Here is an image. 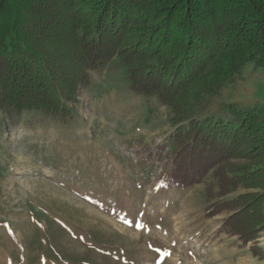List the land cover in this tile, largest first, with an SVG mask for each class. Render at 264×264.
I'll list each match as a JSON object with an SVG mask.
<instances>
[{
    "label": "trees",
    "instance_id": "trees-1",
    "mask_svg": "<svg viewBox=\"0 0 264 264\" xmlns=\"http://www.w3.org/2000/svg\"><path fill=\"white\" fill-rule=\"evenodd\" d=\"M51 37V38H49ZM116 59L129 91L170 109L165 189L203 183L204 217L241 246L264 231V106L206 111L246 62L264 67V0H0V112L62 123ZM242 193L227 198L237 190Z\"/></svg>",
    "mask_w": 264,
    "mask_h": 264
},
{
    "label": "rangeland",
    "instance_id": "rangeland-1",
    "mask_svg": "<svg viewBox=\"0 0 264 264\" xmlns=\"http://www.w3.org/2000/svg\"><path fill=\"white\" fill-rule=\"evenodd\" d=\"M125 72L113 59L92 73L66 123L0 112V264H264V231L255 256L221 229L224 213L204 217L210 178L159 184L171 112L132 94ZM229 105L264 106V67L244 63L206 111L228 120Z\"/></svg>",
    "mask_w": 264,
    "mask_h": 264
},
{
    "label": "snow or ice",
    "instance_id": "snow-or-ice-1",
    "mask_svg": "<svg viewBox=\"0 0 264 264\" xmlns=\"http://www.w3.org/2000/svg\"><path fill=\"white\" fill-rule=\"evenodd\" d=\"M125 223H127V220H125ZM134 226L135 227H142V225L139 222H134ZM149 247H151V246H149ZM166 255H167V253H166Z\"/></svg>",
    "mask_w": 264,
    "mask_h": 264
}]
</instances>
